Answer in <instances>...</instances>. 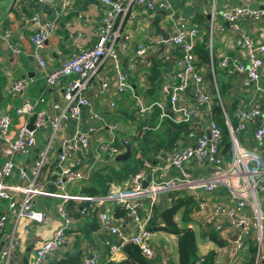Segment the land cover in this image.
<instances>
[{
    "label": "crops",
    "instance_id": "crops-1",
    "mask_svg": "<svg viewBox=\"0 0 264 264\" xmlns=\"http://www.w3.org/2000/svg\"><path fill=\"white\" fill-rule=\"evenodd\" d=\"M63 1L68 4L66 11L61 10ZM153 1L158 4L163 0ZM235 8L264 12V0H171L170 8L164 10L158 8L149 10L145 6H131L126 16L120 20L118 27L122 33V38L128 37V49L121 53L120 65L122 72L128 76L133 92L129 91L123 95L116 93L117 74L113 70L112 63L107 61L89 80L86 91V96L92 102L93 110L100 117L99 120L90 119V110L85 109L79 122L62 123L54 140H52V128L48 127L45 130L37 131V145L32 153L29 156H18L15 160L16 169L7 183L10 186H25L26 183L21 179L20 171H26L30 177L35 162L49 149V161L43 168L40 177V181L46 187L45 194L34 201V209L45 213L50 219V223L40 225L25 219L16 226L15 219L9 218L2 240L5 244L7 237L16 232L20 247L17 250L14 264H25L28 254H30L29 264H32L40 244L50 239L63 224L59 214V207L62 204L60 195L64 194L73 198L89 197L87 189L93 185L95 175L98 172L102 171L104 172L103 175L113 177L114 171L124 172L126 163L132 159L138 160L142 166L144 160L149 161L153 167H157L161 163L155 157L162 151L156 156L151 155L147 158L138 150L146 132L157 133L156 141H158L164 138V122L167 119L172 121L170 119L169 101L163 93V88L169 82V73L176 69L175 62L180 53L177 48L157 45L135 65L132 63V59L137 46L146 44L150 38L159 40L173 35L180 23L198 25L201 32L198 45L208 40L209 50V62L205 63L200 60L199 49H197L198 66L212 93L217 86L230 123L236 122L238 124V112L248 110L253 101L263 99V92L244 88L246 75L237 72L230 73L219 66L225 58L238 59L241 63L247 61L246 54L240 47L238 34L223 17L225 13ZM105 11L106 8L101 0H44V2H40V0H0V117L7 113L12 115L11 139L16 138L18 131L25 124L29 125L35 112H43L52 117L59 115L60 112L55 109V106L59 105L61 108L65 106L63 88L47 86V71L58 69L74 54L87 51L97 43L98 31ZM35 14H40L44 22L52 23L55 26L53 33L39 53L47 64V71L39 66L35 55V46L32 43V38L36 33V28L32 23ZM238 26L256 44L264 43V17L258 21L241 19ZM5 31L10 32L11 44L18 45L22 54L15 55L9 49L7 41L2 37ZM154 59L161 61L165 69L159 92L151 99L147 97L149 86L147 77L149 67ZM218 69L224 76L222 82L223 95L217 77ZM262 74L264 75V69ZM22 78L30 81L29 88L23 95H14L11 86ZM107 79L111 82L110 90L103 97H98L96 91L100 87L101 81ZM74 80L76 78H70L66 82ZM261 87L264 90V80ZM43 98L45 103L38 104L31 116H16L17 109L26 104L33 105ZM182 100L183 105L187 107L194 105L191 93L185 95ZM114 101L116 107L112 109L110 104ZM138 101L147 108H151L153 105L154 107L146 113H140ZM156 108L160 110L158 117L155 115ZM162 114L167 117L161 118ZM145 122L148 124L145 125ZM153 122H156L155 128L150 126V123ZM208 123L209 118L205 110L201 109L200 119L196 123L189 124V134L185 135L178 144L180 146L189 145L193 141L194 135L201 134L203 131L206 132ZM113 124L119 125L116 136L117 144L122 149L121 154L126 152L125 146L122 145L124 141H127L133 150V156L127 162L117 163L111 156L100 152L99 147L107 141L110 133L109 128ZM77 132L91 135V150L88 153L78 152L74 159L65 163L64 166L80 169L84 177L80 181L68 184L65 190L60 192L55 186V172L59 171L62 166L58 158L61 152L60 142L74 136ZM254 133L255 127L252 126L240 137V143L246 149L256 153L264 166V145H259L255 141ZM154 145L152 142L151 146L154 147ZM1 148L2 143L0 141V169L5 160L1 154ZM227 148L228 146L222 149V156L225 165L228 166L232 163V153L231 149L227 151ZM134 150L138 151L135 158ZM185 169L190 174L192 181L209 179L216 173L213 166L194 161L188 163ZM151 178L157 182L181 181L183 175L179 170L171 169L158 171ZM131 182L132 178L130 180L112 181L109 184L107 196L127 190L131 187ZM185 190L187 188L177 192L161 193L155 200L146 198L142 215L147 217L152 211L153 218L157 217L161 212L170 208L175 199L186 200L190 204L178 212L175 221L181 229H191L195 232L200 260H206L213 256V264H264V236L262 244L259 246L258 235L252 232L249 237L245 238L247 249L237 250L233 247L232 238L236 233L231 228V220L228 217L217 215L213 211L216 206H224L229 209L236 207L237 201L229 190L223 188L211 195L202 194L201 197H197L190 189H188L190 193L187 195L183 192ZM202 201L208 202L209 207L200 209L199 202ZM258 204L264 215L263 195H259ZM81 206H85V204L76 200L67 204L73 223L67 230L66 243L54 254L49 263L63 260L67 255L79 251L82 252L83 259L94 253H98L101 260L104 257L108 259L111 246L119 241L118 237L111 236L100 228V215L106 209H110V205L94 206L82 218L77 215ZM252 212L251 208L246 207L238 213V218L249 216ZM7 213L8 204L6 202L0 203V214ZM115 220L114 225L120 228L123 235L130 237L136 234L137 228L128 217L126 219L115 218ZM163 226L164 223L160 216L156 219V223L151 225L153 230L151 244L155 251L153 262L156 264H178V237L160 230ZM209 229H215L219 232L226 243L224 247H219L202 236L204 231ZM117 258L120 262L126 259L123 251L117 255Z\"/></svg>",
    "mask_w": 264,
    "mask_h": 264
},
{
    "label": "built area",
    "instance_id": "built-area-1",
    "mask_svg": "<svg viewBox=\"0 0 264 264\" xmlns=\"http://www.w3.org/2000/svg\"><path fill=\"white\" fill-rule=\"evenodd\" d=\"M171 0H163L156 4L153 0H101L106 11L101 19L98 31L97 43L87 51L74 54L64 62L58 69L47 71V64L39 54L44 48L46 41L54 31V25L42 20L40 14H35L32 18L36 33L32 38L35 46L36 59L39 66L47 71V86H58L63 88V98L65 106L59 105L55 109L59 111L56 117L47 116L43 112H35L38 104H44L45 99H40L37 103L26 104L16 110V116H31L35 112V130L31 131L25 124L17 133L16 138L11 139L10 130L12 126V115L4 114L0 117V141L2 143L1 154L4 163L0 169V203L8 204V213L0 214V264H14L16 253L20 247L16 232L7 237L3 243L2 235L10 217L16 221V226L22 220H29L40 225H48L50 219L45 213L34 209V201L45 194V185L40 181L43 168L49 161V149L35 162L29 177L26 171L21 170V179L25 181V186H10L7 180L13 175L16 169L15 160L18 156H29L37 145L36 132L52 128L54 140L55 134L59 131L64 122L81 120L83 111L90 110V119L99 120V115L93 110L91 100L86 96L87 84L97 73L99 68L107 61H110L113 70L117 74L116 93L123 95L133 92V87L128 76L122 72L120 60L121 53L128 49V37L122 38L118 24L126 16L133 5L145 6L149 10L169 9ZM44 2V0H40ZM68 4L63 1L61 10L66 11ZM224 20L231 24L238 34L239 43L246 54V63H241L238 59L225 58L220 62V68L230 73H241L246 75L244 81L245 89H254L256 92H263L261 83L264 80L262 71L264 69V43L256 44L254 40L241 31L238 22L241 19L253 21L261 20L264 17L263 11H252L244 8H235L224 14ZM200 28L198 25L180 23L175 33L169 37L159 40L150 38L147 43L137 46L133 54L132 63L137 65L144 59L154 47L170 46L179 50L180 56L176 59L174 72L169 73V82L164 85L163 93L169 101L172 121L176 124H193L200 119V110L204 109L209 118L206 132L193 136V141L187 146H180L178 143L171 148L162 151L155 158L160 161L159 166L153 167L147 160L143 161V168L132 177V185L127 190L110 194L108 196L73 198L68 195H60L62 204L59 207V214L63 224L58 228L53 236L40 244L36 250L32 264H48L50 259L67 241V230L72 225L73 220L67 209V204L76 200L88 204L79 208L80 214L84 217L94 206L110 205L101 213L99 221L100 228L108 232L111 236L119 238L113 243L108 261L120 262L117 255L123 251L125 245L132 243L136 245L141 254L149 261L155 259V251L152 248L151 239L153 230L151 222L153 220L152 211L149 215L143 216L144 201L146 198L155 200L158 195L166 192H177L181 189H190L197 197L202 194H213L220 189H227L237 201L236 207L229 209L224 206H216L214 213L228 217L231 228L236 233L235 241L237 250L247 249L245 238L252 232L258 235L259 246L262 244L264 236V215L259 204V195L264 196V166L256 153L246 149L240 143V137L244 135L252 126L255 127L254 138L259 145H264V96L263 99L253 101L248 110H240L237 114L238 124L233 128L228 115L224 109L223 101L216 86L214 93L198 66L197 46L200 40ZM7 41L9 49L15 55L22 54L18 45L11 44L10 32L5 31L2 35ZM214 73V67H213ZM70 78H76L71 82H66ZM30 81L26 78L19 79L11 86L14 95H23L29 88ZM109 79L101 81V85L96 91L98 97H103L110 90ZM191 93L194 105H183L182 98ZM139 112L146 113L151 108L145 107L139 102ZM219 106L223 109L226 125L231 138L232 163L225 165L223 149V132L214 117V108ZM114 109L115 101L110 104ZM165 114L161 118H166ZM119 130L118 124H113L109 128L107 141L103 142L100 152L116 158L121 155L122 149L117 144L116 132ZM91 135L77 132L74 136L61 140V152L59 162L62 165L60 170L55 172V186L58 191L63 192L68 184L83 179V172L78 168L65 167V163L73 160L78 152L88 153L91 150ZM51 140V141H52ZM124 146L128 145L124 141ZM199 164H209L216 169L213 177L205 180L192 181L190 174L186 171V165L190 162ZM179 170L183 178L181 181L171 180L169 182L154 181L151 176L158 171ZM151 180H150V178ZM148 182L146 188L144 182ZM120 207L125 210L127 217L135 224L137 232L133 236H125L118 226L114 225V208ZM200 209L209 207L208 202H199ZM249 207L253 210L249 216L238 218V213ZM113 210V211H112ZM101 256L94 253L83 259L84 264H100ZM205 259L197 264L204 263Z\"/></svg>",
    "mask_w": 264,
    "mask_h": 264
},
{
    "label": "trees",
    "instance_id": "trees-1",
    "mask_svg": "<svg viewBox=\"0 0 264 264\" xmlns=\"http://www.w3.org/2000/svg\"><path fill=\"white\" fill-rule=\"evenodd\" d=\"M208 40L203 42L201 45L197 46L198 56L201 61L205 63L209 62V50H208ZM165 67L161 61L154 59L151 62L149 67V75L147 77L148 81V89H147V97H154L159 91V87L161 84L163 71ZM221 93L223 95L224 90L221 89ZM157 112L155 115L158 117L159 109L156 108ZM214 117L217 123L220 125L223 132V148L228 146L227 151L231 149V138L229 134V130L226 125V120L224 117L223 109L219 106H215L214 108ZM145 125L148 122L144 123ZM233 128L236 127L237 123H231ZM150 126L155 128L156 122L150 123ZM164 138L159 139L157 133L153 131L146 132L145 138L142 140L139 148V152H142L147 158L151 155H157L159 152L171 148L174 144L179 143L184 139V136L189 134V124H176L169 119H167L164 124ZM154 143V147L151 146V143ZM137 150H134V158L138 154ZM135 165H131V163L127 162V166L124 169V172L114 171L113 177L103 175L104 172L100 171L95 175V180L93 185L87 189V194L89 197H99V196H107L109 193V184L114 180H130L133 176H135L141 169L138 168L139 161L134 159ZM141 166V165H140ZM143 167V166H142ZM140 169V170H139ZM190 202L182 199H175L170 208L164 210L159 214L164 223V226L160 228L169 234L176 235L178 237V253H179V263L178 264H197L200 260L198 256V245H197V237L193 230L191 229H181L175 221V217L178 212L185 206L189 205ZM88 205L87 203L85 206ZM90 212V210H89ZM78 217H83L79 210L77 213ZM114 216L116 219H126L127 215L124 209L120 207L114 208ZM154 217L151 225L156 223V219L158 217ZM97 227V225H96ZM94 227V228H96ZM203 237L207 238L211 242L215 243L219 247H224L226 245L225 241L220 236L219 232L215 229H209L204 231L202 234ZM123 253L126 259L122 262L108 261L106 257H104L100 264H156L153 261L147 260L140 252L139 248L129 243L124 246ZM48 264H84L83 262V254L82 252L72 253L66 256L65 259L60 261H53ZM202 264H213V256L208 257L204 263Z\"/></svg>",
    "mask_w": 264,
    "mask_h": 264
},
{
    "label": "water",
    "instance_id": "water-1",
    "mask_svg": "<svg viewBox=\"0 0 264 264\" xmlns=\"http://www.w3.org/2000/svg\"><path fill=\"white\" fill-rule=\"evenodd\" d=\"M35 121H36V116L34 115L29 123V125L27 126L29 130L31 131H34L35 130ZM126 148V152L117 156L115 158V161L117 163H123V162H127L128 160L131 159V157L133 156V150L132 148L130 147V145H126L125 146ZM148 186V182H144L143 183V187L146 188ZM237 239V235H235L233 238H232V241L234 242L233 243V247L236 248V244H235V241ZM29 258H30V254L27 255L26 259H25V264H29Z\"/></svg>",
    "mask_w": 264,
    "mask_h": 264
},
{
    "label": "rangeland",
    "instance_id": "rangeland-1",
    "mask_svg": "<svg viewBox=\"0 0 264 264\" xmlns=\"http://www.w3.org/2000/svg\"><path fill=\"white\" fill-rule=\"evenodd\" d=\"M220 69H218L217 70V77H218V79H219V82H220V87H221V89H222V82L224 81V76H223V74L219 71ZM231 113V115H232V111L230 112ZM115 159V158H114ZM129 163H131V165H135V162H134V159H132L131 161H129ZM141 165V166H140ZM140 167V169L142 168V164H138V168ZM139 169V170H140ZM188 190V189H187ZM187 190H185V191H183L184 193H186L187 195L190 193L189 192V190L187 191ZM161 208H163V207H161ZM199 238H200V236H199ZM164 244H167V243H164ZM168 245V244H167Z\"/></svg>",
    "mask_w": 264,
    "mask_h": 264
}]
</instances>
